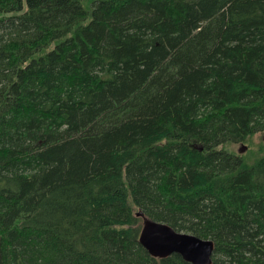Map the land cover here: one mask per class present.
<instances>
[{"label": "trees", "instance_id": "16d2710c", "mask_svg": "<svg viewBox=\"0 0 264 264\" xmlns=\"http://www.w3.org/2000/svg\"><path fill=\"white\" fill-rule=\"evenodd\" d=\"M258 133L264 0H0V264H264Z\"/></svg>", "mask_w": 264, "mask_h": 264}, {"label": "water", "instance_id": "95a60500", "mask_svg": "<svg viewBox=\"0 0 264 264\" xmlns=\"http://www.w3.org/2000/svg\"><path fill=\"white\" fill-rule=\"evenodd\" d=\"M246 149L247 146L243 145L240 151L244 152ZM137 216L144 218L139 241L152 256L165 258L177 253L192 264L212 263L215 249L213 240L178 231L165 222L145 217L142 211H139Z\"/></svg>", "mask_w": 264, "mask_h": 264}, {"label": "rangeland", "instance_id": "374dc122", "mask_svg": "<svg viewBox=\"0 0 264 264\" xmlns=\"http://www.w3.org/2000/svg\"><path fill=\"white\" fill-rule=\"evenodd\" d=\"M245 145L247 146V149L244 152L240 151V148ZM259 148V150L257 149ZM233 149L235 152L240 153V154H245L246 158L253 159L256 157L257 152H264V134L262 133H258L256 135L253 136V138L251 139L250 142L248 143H238L236 145L233 146ZM144 222V218L142 221V224Z\"/></svg>", "mask_w": 264, "mask_h": 264}]
</instances>
